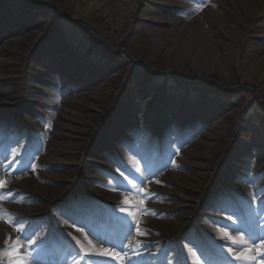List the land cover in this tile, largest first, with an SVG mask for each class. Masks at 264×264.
Listing matches in <instances>:
<instances>
[{"label":"rangeland","instance_id":"374dc122","mask_svg":"<svg viewBox=\"0 0 264 264\" xmlns=\"http://www.w3.org/2000/svg\"><path fill=\"white\" fill-rule=\"evenodd\" d=\"M159 1L161 4L137 0L134 12L129 9L130 2L125 1L122 5L125 14H119L111 6L120 1L107 0L106 7L111 9L114 24L103 30L82 15L85 0H0V14L4 12L9 18L7 23L0 20V33L6 31L15 39L12 53L0 55V86L15 99L23 95L29 97L27 90L33 98L37 97L39 90L33 88L37 70L56 65L60 74L67 76L68 85L81 84L82 88L65 94L66 99L74 101L72 110L76 121L57 137L60 145L52 153L40 140L29 143L27 135L14 146L7 145L4 153L0 151V167L6 163L13 170L10 175L0 177L3 184L0 212L4 214L0 218L5 219L8 227L0 232V264H86L84 256L74 251L75 245L86 249L93 240L101 242L116 256L130 257L126 259L127 264H139L145 252L154 247V240H159L156 246L161 249L168 238L179 235L177 220L189 218L195 224L188 234H199L197 227L205 230V226L213 221L207 216L211 207L214 209L219 201L229 198V191L243 197L249 187L242 190V184L236 183L239 176L233 177L241 164L262 169L261 186L264 189V74H255L246 80L242 77L237 47L231 39L233 33L225 34L211 20L208 26L217 29L211 36L220 41L224 61L210 65L201 60L200 54L179 57L178 49L189 45L183 43L184 32L178 34L174 48L170 49V41H162L163 35L149 28L154 25L169 33L175 30V21L164 19L150 23L145 19L147 15H153L151 8L160 15L172 14L171 8L166 7L172 0ZM194 1L204 7L211 6L230 24L243 28L241 20L226 7L241 0ZM237 10L242 11V7ZM251 61V57L245 58L246 66ZM49 80L54 78L47 77L41 84ZM41 84L40 89H43ZM200 102L208 103L209 107L199 109ZM7 103L13 106L0 115L15 117L13 112L18 104H11L8 99ZM59 107L66 106L59 104ZM26 109L35 123L27 127L24 117L22 128L28 134L42 128L48 115L34 101L28 102ZM169 110L177 120L173 125L162 119L171 115ZM193 114L214 116L206 125L213 130V136L203 135V128L185 147L178 146L180 139L168 134L167 130L180 133L184 126H180L182 121ZM137 116L150 119V130L142 134L129 131L126 126L135 124ZM160 118L162 122L156 124ZM12 131H4L1 138H15L22 129ZM157 132L163 134L159 143L153 138ZM110 133L112 138L101 140L103 152L110 159L104 160L99 167L93 160L103 152L96 153L93 143L100 135ZM115 136L124 137V140L119 143ZM251 144L256 145L254 152L250 149ZM161 156L165 163L160 166ZM89 161L96 163V168H87ZM57 163L60 165L56 166ZM158 167L155 174L151 173ZM168 172H177V175L167 178ZM240 173L243 174V169ZM56 175L63 178L55 182L49 179ZM134 183L144 188L139 195L134 193ZM44 186H50L51 190H44ZM52 186L59 189L53 190ZM113 188L112 192L120 193L118 197L109 194V189ZM145 193H151L150 199L144 198ZM151 201H156L160 207L152 205ZM89 204L114 211L124 225L135 228L136 236L130 241L134 246L132 254L117 250L82 227L80 229L86 233L84 238L73 236L75 239H72L61 229L52 233L49 220L44 216L50 206L83 212ZM198 205L202 206L200 224L196 216ZM253 206L248 211L255 216L262 214L264 222V192L258 204ZM230 211L237 214L239 220L241 212L233 205ZM215 213L225 215L222 209H215ZM234 214L230 215L231 220ZM15 220L23 221L24 235L31 237L30 241H20L18 251L12 246L20 240L22 233L8 222ZM215 222V227L221 224ZM104 225L106 230L103 228L100 232L110 238L112 229L106 223ZM259 232L264 235V224L255 233H242L243 236L233 244L218 249L219 252H215L218 261L211 255V263L229 264L219 255L224 252L235 264H264V239L255 243L249 239L257 237ZM51 233L60 252L48 249V255L41 247ZM214 246H210L211 252ZM159 249L149 264H157L161 259ZM236 250L241 254L235 256ZM183 251L187 253L179 243L172 244L165 256V264H181ZM199 260L193 264H202ZM95 263L113 264L109 258Z\"/></svg>","mask_w":264,"mask_h":264},{"label":"bare ground","instance_id":"6f19581e","mask_svg":"<svg viewBox=\"0 0 264 264\" xmlns=\"http://www.w3.org/2000/svg\"><path fill=\"white\" fill-rule=\"evenodd\" d=\"M117 1H120L121 4L118 2L113 3L111 9L117 10L119 14H121V12L125 14L124 9L122 8V5L125 3V1L130 2V11L134 12V10H136L138 6L137 0ZM156 2L157 4H161L159 0H153V3L156 4ZM194 2V0H173V3L167 6L165 5L167 9L171 8L169 10L172 12L171 15H160L154 10L155 8H151V10L154 11L153 15H147L145 17L146 20H149L150 23H156L159 21L162 22L164 19L175 21L176 28L174 31H171L169 33H164V31L154 25H150L149 28L162 34V41H170V49L174 48V43L177 41L178 34L180 32H184L185 38L183 40V43H188L189 45L187 47L181 46L178 49L179 57L185 58L187 55L192 54V57H196L198 56V54H200L199 57L201 56V60L208 62V64L210 65L219 64V62H223V59L225 58L223 52L219 47L220 41H217L213 36H211L212 33H215L217 29L221 30L225 34L233 33V37L231 39L237 47V60L240 65V72L242 74V77L246 80L247 78L252 77L255 74H264V0H241L237 1L238 4L236 3L233 6L228 4L226 5V7L230 11H233L238 19L241 20L243 28L235 24H230L226 17L221 16V14L214 10L211 6L204 7L201 6V4ZM107 4V0H85L82 8V15L85 16L87 20L100 26L103 30H106L110 26L112 27L114 24L112 20V13L110 12L111 9L106 7ZM239 6L242 7V11L237 10V7ZM101 10H103L104 12H101ZM8 19L9 18L5 15L4 12L0 14V20L3 21V23H7V21L9 22ZM209 20H211L214 25L217 26L216 30L215 27L208 26L210 22ZM191 26H195V28L193 29L191 28ZM191 37H193L195 40L186 41V39H191ZM14 42V37L12 35H9L8 32L3 31L2 33H0V55L11 54V46L14 44ZM248 57H251L252 61L251 64L246 66L245 58ZM37 71L38 74L35 77V85L33 86L34 89H37V91L39 90L37 97L35 96L33 98L32 95H30L31 91L27 90L29 97L23 95L22 97L15 99L14 96L9 94L7 90L0 86V114L4 113L6 110L10 109L11 106H13L7 103V99L10 100L11 104L14 102L18 104V106L16 107L17 109H14L15 112H13V115L15 117L10 116V114H6V116L3 118L2 115H0V135L4 131H8L9 133L11 130H13L12 132L14 133L15 129H18V132L22 129L21 133L17 137H6L8 146H14L15 142H20L26 139L27 132L24 128H22V124H24V117L28 126L35 124L33 118H31L29 115L30 112L28 111V109H26V104L28 102L34 101L40 106H44L43 100L45 99V109L48 115L46 122L43 123V127L38 131L36 130L33 133H28V135L30 136L31 142L40 140V142L45 145V149L49 150L50 153H52L51 151H54L55 148L60 145V142L56 140L57 137H60L59 135H61L67 128L70 127V123L72 121H76V117L72 110L74 101L72 99H66L65 94L68 91H77L81 90L82 88L81 84L75 86L67 85V76H62V74H60L61 70L56 65L41 68ZM47 77H53L54 80L46 81L41 84V82H43ZM40 84L43 85V89H40ZM59 104H64L66 107L61 108L59 107ZM169 114L171 115L167 116V118H162L163 122L170 124L176 123L177 120L175 116L170 112V110ZM212 118L214 119V116L211 114H193L192 116L188 117V119H185L184 122L186 127L188 128V131L184 134L186 137H188V140H192L193 138L198 136L203 128L205 129L203 135L212 137L213 130L206 128V125H208L209 121H211ZM114 121L117 124H120L117 122V120ZM135 121L136 123L132 124L130 127L126 126L132 134H142L150 130L151 121L148 117L137 116L135 118ZM161 122L162 120L160 118L159 122L157 123ZM137 125H139L140 127L138 128ZM121 128H124V126H122ZM174 135L176 138L179 137L177 133H174ZM112 136V133H110V135H100V137L98 139H95L93 143V150L96 153L97 151L103 152V147L101 144L102 138L108 139L112 138ZM114 138L119 143L124 140V137L120 136H115ZM179 142V146L183 147H185L188 143V141L184 140ZM2 144H5V142L0 136V145ZM255 148L256 145L251 144L250 149H252L253 152ZM1 151L5 152L2 150V148ZM95 157L96 159L93 161L96 162L97 166L99 165V167L100 165L102 166V164H104V160L110 159L108 154L104 152L101 155H96ZM49 159L50 156L48 157V160ZM52 160L56 161L55 158H53ZM162 160L163 159L161 156L159 160L160 166L165 163V161ZM261 160L263 162V159ZM94 162L92 163L91 161H89L87 168L90 169V167H95L94 165H96V163ZM2 165L3 166L0 167V177L3 176V174L8 176L11 174V172H13L10 165L6 163ZM57 165H60V163H57L56 166ZM243 165L244 164H241L239 167H242ZM158 169L159 167L157 168V170L152 169L151 173L155 174ZM257 171L258 170H256V172L252 171L251 168L245 170V175L248 177V179H252L251 188L243 193V202L246 206L249 207H252L254 204L257 205L261 195L264 192V189L259 184V180L263 175V171L261 173ZM176 173L177 172H168L166 176L167 178L175 177L177 175ZM60 178H63V176L56 175L54 178L49 177V179L53 182L59 180ZM121 182H123V180H121ZM51 188L53 190L59 189L58 186H52ZM43 189H50V186H44ZM64 189L65 191L67 190L66 188ZM113 190L114 188L109 189V194L111 193L112 197H118L120 193L112 192ZM151 204L160 207V205L156 201H151ZM196 210H198L196 216L199 221V218L202 216V206ZM44 216L45 220H49L50 227L55 228L53 233L56 231V229H61L63 234L66 233L67 236H71L72 239H75L73 236L84 238L86 233L80 229V227H82L87 231L93 233L94 236L99 238L102 237L103 241L111 243L114 248L119 251L125 252L127 255L132 254V252L134 251V246L130 243V241L133 240L134 236H136L135 228L132 226H124L123 222L119 218L120 216L116 215L114 211H110L104 208L101 209L92 204H89L83 212H73L68 208L55 209L50 206L48 210L44 212ZM154 221L156 222V219H154ZM104 223H108L110 225V229L115 228L116 234H111L110 238L106 234L104 236L100 232H103V228H107L105 227ZM176 224L180 226V231L179 235L172 236L173 239H175V242L173 244L178 243V240L176 241L178 236L182 237L179 242L187 251L186 259L188 261V264H193L194 262L196 263V261H200L199 259L202 260V264H212L209 258L211 257V255L213 257V254L215 252L210 251V246L207 243L203 245V239L197 234L189 235L187 232L192 226H194L195 223L189 218H186L177 220ZM7 228V222L5 221V219L0 218V232L6 231ZM205 233L207 234L208 238L214 237V240L212 239V243L215 244V249L226 247L225 243L220 238H218L219 235L217 234H219L220 232L218 231V229H216V227H214L212 223L205 227ZM260 234L261 233L259 232V236L253 238L252 240H259L261 237ZM167 241L170 240L168 239ZM158 243L159 240H154V247L152 246L150 248L152 250H150L149 252H145L143 259L141 260V262H139V264H149V261L155 259L156 251L159 249L156 246ZM53 246H55L53 249L58 251L56 245ZM75 248L76 249L74 251L77 250V253L79 255H83L84 253H86L85 255L88 258L87 260H85L86 264L90 263L88 262L91 260L90 255H100L108 257L109 259H111L113 264H127L126 259L119 256V258H114V255L116 254L111 253V250L108 251L101 244V242L96 240H93L91 243L87 244L86 249H82L78 245H75ZM235 252V256L241 254L240 250H236ZM93 263L96 264L94 261Z\"/></svg>","mask_w":264,"mask_h":264},{"label":"snow or ice","instance_id":"6c2138e0","mask_svg":"<svg viewBox=\"0 0 264 264\" xmlns=\"http://www.w3.org/2000/svg\"><path fill=\"white\" fill-rule=\"evenodd\" d=\"M199 2L202 3L203 0H199ZM121 174H122V173H121ZM122 175H123V174H122ZM157 182H158V181H157ZM2 186H3V184H2V182H0V188H2ZM133 190H134V193H135L136 195H139L141 192L144 191V188H143L142 185H140V184H135V183H134V184H133ZM150 196H151V193H145L144 198H145V199H150ZM0 198H2V197H0ZM126 203H127V198H126ZM145 212H146V214H147V213H148V210L146 209ZM152 214H154V213H152ZM3 215H4V214H3L2 212H0V217H2ZM8 222H9V223H12L13 226L16 227V229L22 233V235H21V237H20V240L14 242V244H13V246H12L13 248H15V249L18 251V250H19V246H20V241H22V240H29V241H30V240H31V237H28V236L24 235V233H26V229L22 227V224H23V221H22V220H15V221H8ZM9 239H10V238H9ZM5 243L7 244L8 241L6 240ZM77 243H79V241H77ZM253 243H255V241H253ZM11 250H12V248L9 249V251H11ZM125 256H126V254H125ZM114 258H119V257L116 256V255H114ZM126 259H131V258L126 256Z\"/></svg>","mask_w":264,"mask_h":264}]
</instances>
